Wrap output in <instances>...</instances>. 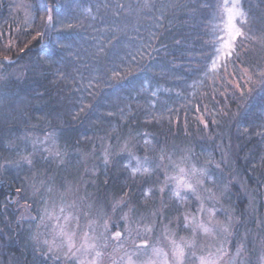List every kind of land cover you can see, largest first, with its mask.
Wrapping results in <instances>:
<instances>
[{
    "label": "trees",
    "instance_id": "obj_1",
    "mask_svg": "<svg viewBox=\"0 0 264 264\" xmlns=\"http://www.w3.org/2000/svg\"><path fill=\"white\" fill-rule=\"evenodd\" d=\"M222 2L0 0V264H58L34 241L51 193L75 196L81 219L121 218L131 207L155 236L165 226L190 233L197 199L174 196L181 168L206 173L229 246L244 245L255 264L264 245V0H238L244 35L230 55ZM135 156L148 172L133 171Z\"/></svg>",
    "mask_w": 264,
    "mask_h": 264
},
{
    "label": "rangeland",
    "instance_id": "obj_2",
    "mask_svg": "<svg viewBox=\"0 0 264 264\" xmlns=\"http://www.w3.org/2000/svg\"><path fill=\"white\" fill-rule=\"evenodd\" d=\"M231 2L228 0L229 5ZM224 4L225 0L221 11L225 17L222 37L226 38ZM135 158L134 169L139 159ZM180 179H187L196 191L178 187ZM198 179L203 181V176L182 173L173 179L174 196L186 202L187 193H193L197 199L195 210L186 215L184 222V226L191 230L188 234H176L175 230L165 226L155 236L153 225L142 224V218L135 215L131 207L121 218L81 219L75 196L69 201L66 196L57 197L51 193L44 200L41 219L34 229L35 245L52 263L58 264H201V258L215 264H250L244 245L234 249L228 244L230 224L219 215L223 207L217 204L220 202L218 195L213 196L208 188H203L204 181L197 183ZM178 191L179 196L175 194ZM22 205L23 217L33 218L31 208ZM121 220L123 229L118 227ZM199 225L209 231L205 232ZM116 232L121 233L119 239L114 238ZM179 251L183 256L178 255ZM257 254L255 264H264V245Z\"/></svg>",
    "mask_w": 264,
    "mask_h": 264
},
{
    "label": "snow or ice",
    "instance_id": "obj_3",
    "mask_svg": "<svg viewBox=\"0 0 264 264\" xmlns=\"http://www.w3.org/2000/svg\"><path fill=\"white\" fill-rule=\"evenodd\" d=\"M224 12L227 16V21H226V25H225V31H226V38L225 37H220V40L222 42V48L224 49H228V55L231 54V49L233 47V43L237 37L243 36L244 33L242 32L240 27H237L235 21L237 20V18L241 19V23H244V17H245V13L243 12V10L240 8L239 6V2L238 0H232L231 4L229 5L228 0H225V4H224ZM51 19V17H49V20ZM217 52H220V49H217ZM219 58V57H218ZM217 64L216 61L214 60L212 63V69L214 70L216 68ZM83 110V109H82ZM161 159H163V157H161ZM149 162L147 160L141 162L139 159H137V168L133 169L134 172L140 171L141 169H143L144 172H148L149 168L145 167L146 164H148ZM196 169L192 170V174L196 175ZM180 172L183 175H187V173H185V170L183 168L180 169ZM199 175L202 177L204 175H206V173L203 172V170L200 171ZM203 181L198 179L197 183H202ZM178 187H183L186 189L191 190L192 192L196 191V188L194 187V185L192 183H190L187 179H180L177 182ZM49 191H51V189H49ZM177 196L180 195L179 191L175 193ZM67 219V218H66ZM107 227V225H106ZM199 227L203 228V230L205 232H208L209 229L207 227H205L204 225H199ZM121 237V233L120 232H116L114 233V238L119 239ZM70 247H71V241H70ZM99 255V253L97 254ZM179 256H183V252L179 251L178 252ZM201 264H215L214 261H205L203 258H201Z\"/></svg>",
    "mask_w": 264,
    "mask_h": 264
}]
</instances>
